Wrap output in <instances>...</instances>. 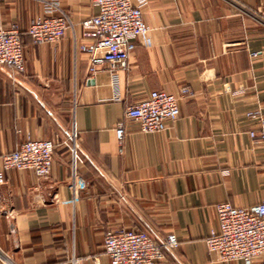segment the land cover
<instances>
[{
    "label": "crops",
    "instance_id": "0c3cea01",
    "mask_svg": "<svg viewBox=\"0 0 264 264\" xmlns=\"http://www.w3.org/2000/svg\"><path fill=\"white\" fill-rule=\"evenodd\" d=\"M133 2L144 4L149 43L137 38L110 76L80 49L90 41L81 23L97 13L90 0H0V26L20 30L24 56L22 72L0 65V171L2 155L26 139L54 143L48 175L3 170L0 264H106L105 234L117 229L157 241L175 234L178 246L153 264H244L219 260L206 239L217 203L264 201V146L247 116L264 114V0ZM61 11L71 22L64 35L32 42L34 18ZM152 90L178 96L180 113L142 132L124 112Z\"/></svg>",
    "mask_w": 264,
    "mask_h": 264
},
{
    "label": "built area",
    "instance_id": "2783aa9c",
    "mask_svg": "<svg viewBox=\"0 0 264 264\" xmlns=\"http://www.w3.org/2000/svg\"><path fill=\"white\" fill-rule=\"evenodd\" d=\"M96 6L97 13L82 21L83 34L90 41L80 44V49L88 55L90 69L107 63L109 75L118 65L125 68L137 38L146 39V24L142 7L133 0H90ZM58 9L57 2H48ZM70 18L61 11L59 15L37 16L30 23L26 34L34 43H52L58 41L65 33ZM254 55L255 52H251ZM0 65L12 73L24 70L22 33L16 26H0ZM186 89L181 95H186ZM113 100H120V95L113 88ZM180 113L179 97L163 90H152L148 96L125 108L126 118L139 123L142 132L162 131L167 122L175 120ZM257 120L258 131H250L252 138L257 137L264 146V114L257 109L247 113ZM116 136L124 135L122 124L116 127ZM72 131L70 146L73 160L76 159ZM54 143L49 139H26L16 149L2 155L0 185L4 182L3 170L32 169L37 177L48 175L52 164ZM1 204V192H0ZM217 227L212 228L206 239V246L221 261L241 260L244 264H254L261 259L264 264V201L247 207L234 206L229 202L215 205ZM179 241L175 234L168 233L157 241L147 232L141 230H109L105 234L103 246L108 257L106 264H153L163 258L164 249H174ZM71 264H80L73 257Z\"/></svg>",
    "mask_w": 264,
    "mask_h": 264
}]
</instances>
